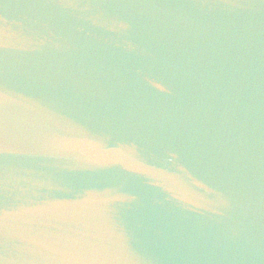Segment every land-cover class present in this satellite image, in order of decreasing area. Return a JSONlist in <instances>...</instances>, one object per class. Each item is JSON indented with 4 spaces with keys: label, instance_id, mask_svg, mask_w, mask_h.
Here are the masks:
<instances>
[{
    "label": "water",
    "instance_id": "1",
    "mask_svg": "<svg viewBox=\"0 0 264 264\" xmlns=\"http://www.w3.org/2000/svg\"><path fill=\"white\" fill-rule=\"evenodd\" d=\"M0 264H264V0H0Z\"/></svg>",
    "mask_w": 264,
    "mask_h": 264
}]
</instances>
